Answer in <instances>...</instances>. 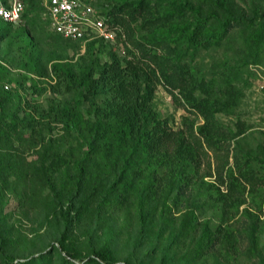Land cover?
<instances>
[{
    "label": "trees",
    "instance_id": "trees-1",
    "mask_svg": "<svg viewBox=\"0 0 264 264\" xmlns=\"http://www.w3.org/2000/svg\"><path fill=\"white\" fill-rule=\"evenodd\" d=\"M102 1L94 3L95 8L105 17L109 30L122 28L127 31L132 45L128 49L131 56L121 57L110 50L105 61L92 55L77 69H64L54 64L52 68L59 79L57 85L63 93H74V100L51 102L47 108H42L40 104L23 99L18 112L9 113L8 104L16 92L3 89L6 68L0 64V143L6 141L4 150H0V174L23 176L20 164L8 153L14 138L19 141L33 139L34 145L40 146L37 170L43 176L73 168L74 183L66 190L63 188L67 205H61L58 214L67 226L72 209L80 212L88 204L90 181L97 177L98 184L116 169L115 178L105 187L99 200L98 207H105L122 201L120 194L129 188L132 176L140 177L145 170L151 169L149 176L161 184L163 195L151 198L159 186L141 194L138 201L141 221L150 223L153 218L152 201L170 205L176 203L179 188H195L222 213V218L215 225L205 221L198 230L197 216L194 212L190 214L183 227L193 236L199 232L194 251L206 254L219 252L220 246L236 248L234 230L226 227L223 220L229 219L232 209L242 203L246 187L252 189L263 183L259 172L262 166L252 165L253 156L244 160L233 156L234 165L229 164V142L235 132L217 114H231L238 106L241 96L236 84L238 72L222 78L219 83L218 78L198 72L193 61L200 51L228 43L234 27L241 23L240 17L226 11L223 0H198L199 8L189 0L180 3L167 0L166 4L158 0H117L112 6L110 0ZM138 19L144 34L135 36L132 23ZM0 23L16 24L2 19ZM263 29L264 20L257 32ZM51 31L54 39L88 42L87 51L98 40L97 37L70 39ZM255 31L246 33L244 43L247 46L258 45L264 40L263 34ZM157 84H163L173 98L201 122L197 124L190 116H183L181 126L173 128L168 118L154 108ZM81 103L86 104L85 111L79 108ZM24 105L33 110H26ZM49 116L54 122L63 123L69 136H74L78 152H72V146L62 145L68 138L56 150H49L48 146L55 143L44 133V129L51 130L50 121L46 122ZM237 127L242 133V126L238 123ZM157 172L159 176L154 178ZM75 199L79 200L77 204ZM66 255L75 257L68 251ZM42 258L37 255L15 264H38ZM61 258L64 264H74L64 256ZM84 258V262L77 264H116L106 246L92 249ZM12 261L3 260L0 264H13Z\"/></svg>",
    "mask_w": 264,
    "mask_h": 264
},
{
    "label": "rangeland",
    "instance_id": "rangeland-1",
    "mask_svg": "<svg viewBox=\"0 0 264 264\" xmlns=\"http://www.w3.org/2000/svg\"><path fill=\"white\" fill-rule=\"evenodd\" d=\"M8 3L10 0H0ZM24 6L21 19L14 25L0 23V64L6 68L3 81L4 90H15L10 99L9 113L18 112L21 100H28L47 108L49 103L65 102L76 98L74 93H63L59 88L58 76L52 66L58 64L64 69L86 64L92 55L103 62L110 50L119 56H131V43L127 31L117 28L111 39L97 37L90 50L88 42L54 39L48 27L45 0H20ZM117 0H110L115 5ZM166 4L167 0H158ZM171 1V0H170ZM178 3L185 0H174ZM199 8L198 0H189ZM226 11L240 17V24L234 27L233 37L219 48L202 50L194 56L197 71L209 77L221 79L238 72L236 84L241 92L238 106L231 114H217L218 118L231 127L235 135L230 139L229 164L234 165V157L239 160L253 156L252 165L260 167L263 183L243 193V201L233 208L226 218V227L233 228L236 248L221 247V250L198 254L194 251L193 233L183 227L190 214L197 216L196 229L207 221L215 225L221 221L222 213L213 208L197 189L179 188L176 203L155 204L150 223L141 221L138 212L141 194L149 193L159 186L151 198L163 195L161 184L149 176L145 170L142 176H132L129 188L120 196L121 202L98 207L105 187L115 178V170L110 171L105 180L90 181L88 204L80 212L72 209L71 221L67 226L58 214L61 205H67L63 188L74 183V169L62 170L56 174L43 176L39 166V145L33 139L19 141L13 139L8 152L23 170L21 178L8 172L0 174V262L12 259L18 261L42 255L38 264H64V256L74 264L86 260L92 249L106 246L113 260L131 264H264V40L258 45L244 43L247 32H257L264 20V0H223ZM96 0L95 3H101ZM97 9V8H96ZM141 20L132 23L135 36L144 34ZM246 31V32H245ZM154 108L167 117L173 128H179L183 116H190L198 124L201 119L190 113L183 104L167 91L163 84H157L153 95ZM32 111L31 106L24 105ZM79 108L85 111L86 104ZM51 130L44 129L49 138L55 140L48 146L56 150L68 138L65 147L78 152V143L69 136L63 123L48 117ZM243 128L238 132L237 124ZM29 137V135H26ZM6 141L0 143L3 151ZM61 145V146H62ZM58 146V147H57ZM76 147V150L74 149ZM143 169V168H142ZM159 173H155L157 178ZM213 180V178H210ZM125 195V197H123ZM79 202L75 199V203ZM75 255L70 258L66 253ZM69 264V263H67Z\"/></svg>",
    "mask_w": 264,
    "mask_h": 264
},
{
    "label": "built area",
    "instance_id": "built-area-1",
    "mask_svg": "<svg viewBox=\"0 0 264 264\" xmlns=\"http://www.w3.org/2000/svg\"><path fill=\"white\" fill-rule=\"evenodd\" d=\"M96 0H45L49 27L63 37L70 39H111L105 17L95 8ZM24 6L20 0L0 1V19L17 23Z\"/></svg>",
    "mask_w": 264,
    "mask_h": 264
}]
</instances>
